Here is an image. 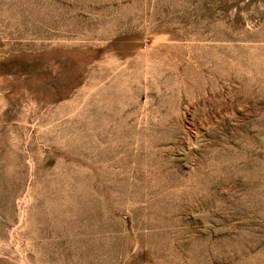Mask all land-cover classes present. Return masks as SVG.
<instances>
[{"label": "rangeland", "instance_id": "1", "mask_svg": "<svg viewBox=\"0 0 264 264\" xmlns=\"http://www.w3.org/2000/svg\"><path fill=\"white\" fill-rule=\"evenodd\" d=\"M0 264H264V0H0Z\"/></svg>", "mask_w": 264, "mask_h": 264}]
</instances>
